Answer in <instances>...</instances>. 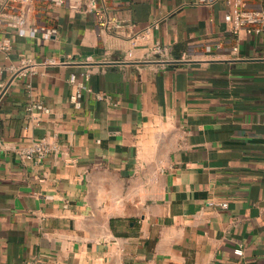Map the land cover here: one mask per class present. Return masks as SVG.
Returning a JSON list of instances; mask_svg holds the SVG:
<instances>
[{
	"label": "crops",
	"instance_id": "obj_1",
	"mask_svg": "<svg viewBox=\"0 0 264 264\" xmlns=\"http://www.w3.org/2000/svg\"><path fill=\"white\" fill-rule=\"evenodd\" d=\"M226 10L122 0L120 32L68 6L41 17L47 38L0 28V68L63 61L0 76V264H264V32L232 35ZM155 41L188 59L146 62ZM71 75L91 90L79 108ZM31 101L46 108L37 120ZM42 137L57 150L25 157Z\"/></svg>",
	"mask_w": 264,
	"mask_h": 264
},
{
	"label": "built area",
	"instance_id": "obj_2",
	"mask_svg": "<svg viewBox=\"0 0 264 264\" xmlns=\"http://www.w3.org/2000/svg\"><path fill=\"white\" fill-rule=\"evenodd\" d=\"M122 0H0V28L7 27L16 31L19 37L35 38L38 33L42 34L43 38L53 36L56 33L55 28L47 27L40 22L41 17L48 16L49 12L57 7L68 6L72 11H84L86 14L92 15L98 28L103 31L114 30L122 31L125 26L124 21L118 20L113 13L116 4ZM217 1H223L227 10L223 15V21L228 25V30L232 35L244 33L248 36H257L264 32V9L256 4V0H202L206 4ZM158 24L153 23L152 27ZM147 32V31H146ZM220 43L206 45L205 50H220ZM10 50V43L7 39L0 41V51L7 53ZM232 52L237 53L238 47L233 46ZM127 58H132V52L129 51ZM146 62H154L157 64L164 63H180L188 59L187 54L175 57L168 46L155 41L152 43ZM63 64L54 57H48L40 60L31 57L20 55L16 64H10L0 68V76L8 73L14 79H22L35 75L40 69ZM92 71L90 68H84L79 73V77L83 81H87ZM69 83L76 86V91L69 97V101L74 107L79 108V98L81 91L91 93L83 83H77L76 75H71ZM3 83L0 81V92L3 89ZM107 96L95 94V98L99 100L106 99ZM26 111L29 116L35 118L46 112V108L36 101H31L26 106ZM262 125H264V109L262 111ZM57 150L55 142H50L47 137L37 139L26 149L24 156L27 158H36L41 161L50 153ZM225 208L226 204L220 205Z\"/></svg>",
	"mask_w": 264,
	"mask_h": 264
},
{
	"label": "water",
	"instance_id": "obj_3",
	"mask_svg": "<svg viewBox=\"0 0 264 264\" xmlns=\"http://www.w3.org/2000/svg\"><path fill=\"white\" fill-rule=\"evenodd\" d=\"M101 64H103V65H106V64H110V63H101ZM112 64V63H111ZM118 64V63H117ZM121 64H125V63H121ZM81 65H88V66H90V65H92L91 63H83V64H81ZM11 79H13V77L11 78ZM6 89H7V85H6V87H4L3 89H2V91L0 92V97L4 94V92L6 91Z\"/></svg>",
	"mask_w": 264,
	"mask_h": 264
}]
</instances>
